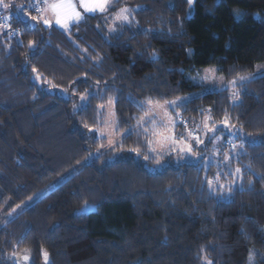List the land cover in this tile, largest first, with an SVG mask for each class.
Returning a JSON list of instances; mask_svg holds the SVG:
<instances>
[{"label": "trees", "instance_id": "obj_1", "mask_svg": "<svg viewBox=\"0 0 264 264\" xmlns=\"http://www.w3.org/2000/svg\"><path fill=\"white\" fill-rule=\"evenodd\" d=\"M109 3L70 30L44 25L32 7H0V24L10 25L0 30V264H204L205 255L248 264L253 252L264 264V74L238 85L237 99L205 90L180 106L179 127L227 117L248 134L234 161L243 190L227 200L207 183L222 130L194 143L197 161L170 152L156 166L151 137L134 129L146 113L138 102L202 89L195 70L215 65L234 78L263 62L264 0ZM124 7L132 23L110 28ZM110 99L124 132L115 150L96 131L99 104ZM85 202L93 207L82 213Z\"/></svg>", "mask_w": 264, "mask_h": 264}, {"label": "rangeland", "instance_id": "obj_2", "mask_svg": "<svg viewBox=\"0 0 264 264\" xmlns=\"http://www.w3.org/2000/svg\"><path fill=\"white\" fill-rule=\"evenodd\" d=\"M33 3H38L40 9L44 8V4L42 3V0H35V2H33ZM39 13H40V17L42 16L43 18H45V14H43L41 11H39ZM118 13H119V11L117 12V14ZM46 15L49 19H51V16H49V14H46ZM119 22H121V21L115 20L113 18V20H111L110 28L113 29V26ZM4 25H5L4 23L0 24V30H2ZM209 68L218 69L215 65H210V66H206L204 68H201L200 70H195L194 73L189 74L190 78L196 84L201 85L202 89L197 90L193 93L184 95V96H180L178 98L165 100V101H173V100L178 101L177 105L174 108H172V107L167 108L168 115L172 118V121L175 122L174 126L171 122H167V117H164L165 121L167 122L166 124H161L159 119H157L155 122V130L156 131H161V132L167 133V130L171 129L172 132H174L177 140H183V141L192 145L193 152H195L194 151V143L195 142L193 141V139L190 136H188V133L191 132L193 135H198L199 137H201L204 140V143H205V140H209L210 138L211 139L213 138L214 134H213V131L211 130L213 128V121L210 122L209 119L207 118V119L202 120V122L200 123L201 125H198V126L187 124V122L185 121L186 122L185 124L188 126L179 127V122L180 123L182 122V119L180 117V115H181L180 106L193 95H197L199 93L206 92L207 90H224L222 87H220L218 85L213 86L211 81H203V83H201V81L203 80V77L205 75L203 70L209 69ZM261 74H264V61L257 63L255 65V69L252 72L247 73V74H243V75H239V76L234 77V78H227L226 76H224L219 71H217L215 73V76L217 78H223L224 81H231L234 79H238L240 76L254 78V77H257ZM240 84L241 83H237L235 85V87L229 86L227 88V90H229V92L231 93L233 98H234L233 94H234V92H237L238 85H240ZM94 92L96 93V91H94ZM90 93H92V92L82 94V96L84 97L83 102H86V99ZM237 97L235 99H237ZM181 98H184L183 103L179 102V100ZM111 101H112V103H109V101H108L106 103L99 104V107H98L99 124L96 127V131H97V129H99V131H97L99 136H101L100 135L101 132L104 133V136L101 138H104L105 143H107V147L109 145V140L119 141L124 136V132H123V134H121L118 131L117 117H116V112H115V99H111ZM165 101H159V102H160V104H164ZM101 106H103V107H101ZM145 110H146V113L151 114L149 112V108L147 105L145 106ZM157 111H159V110H157ZM145 114L142 117H145ZM161 116H163V113H161ZM205 122H207V124H208V129H209L208 131H205V129H204ZM138 123H139V121L136 123V126L134 127L135 130H138V131L140 130L142 133H144V128H147L149 130V132L153 131V125L151 123L143 124L141 127H137ZM229 125H231V124L229 123ZM231 126L232 127L226 126V125H224L223 122L215 124V133L218 130H222V132H221L222 135L221 136L219 135V139H216V138L213 139L214 144L217 145L216 149L214 150V152H217V156L216 155L211 156L210 160L212 161L216 157L213 162H215V160H216L217 165H216L215 169L213 170V172L209 175V178H210V180H214L217 172H219L220 177H219L218 182L220 184H227L233 180H236V187L237 186L240 187V185H242V178L237 179V177L234 174H230V172L234 173L235 168H237V167L240 168V166H238V164L237 165L234 164V161L236 159H238V155H239L238 153L241 151V148H239V144L241 145L240 142L246 141L248 136L245 135L244 131L239 126H233V125H231ZM208 132H209V134H208ZM232 133H235V135H232ZM150 137L153 140V143H152V145L149 146V148L157 149V154H155L156 156H154V157H156L157 160H159V163H157L158 165L156 164V166L160 165L161 160H162L161 156L166 154V153L168 154L170 152L174 153L176 159H178V160L197 161L201 157V156H198L197 154L195 156H192L191 154L185 155V154L181 153L178 148H169L167 145H164L162 147L161 144L157 141V139L155 137H153V136H150ZM228 140L233 141L238 146L236 152H233V150H231V149H229L230 152L226 151L225 145L227 144L226 141H228ZM204 143L203 144H197L196 143V144L199 146H204ZM224 154H228L229 156L232 157V159L229 161L230 167L224 166V162L222 160V157ZM205 162H206V159L204 160V163ZM208 168L209 167H207V172H208ZM241 177H242V171H241ZM62 179L63 178H61L57 181H53L50 184H48L42 191H40L37 195L33 196L28 201L23 203L18 209L22 208L23 206L29 205L32 201H34V199L36 197H38L39 194H42L45 191H48L53 186H55L57 183L62 181ZM236 187H234L232 189V193ZM215 192L217 193V195L220 199H224V200L229 199L230 196L232 195V193H231V195H227L226 189L221 190L219 188H216ZM253 253L251 255L252 257H253ZM253 261H254V264H257L254 257H253ZM253 261H250V259H249L248 264H253Z\"/></svg>", "mask_w": 264, "mask_h": 264}, {"label": "snow or ice", "instance_id": "obj_3", "mask_svg": "<svg viewBox=\"0 0 264 264\" xmlns=\"http://www.w3.org/2000/svg\"><path fill=\"white\" fill-rule=\"evenodd\" d=\"M42 3L44 4V8L40 9L38 4H31V5H12L10 3H6L5 0H0V7H2L3 9L7 10L10 8H15L16 10V14L17 15H22L23 14V9L27 8V7H32L34 10L37 11H41L43 14H51V19L49 18H43L41 20V22L44 25H48L51 26L53 23L55 25L60 26L61 28L65 29V30H70V28L74 25H77L78 23H80L82 20L85 19V17L88 14L91 13H103L107 10L108 7H110V3L109 0H42ZM187 3L189 4V6L191 7V5L194 3V0H187ZM170 7H174L173 5H170ZM134 11L131 10L127 7L121 8L119 10V13L114 17L115 20H119L123 23H128L131 24L132 21L130 20V12ZM3 19L8 20L9 17H3ZM37 17L35 16H31L30 20L32 22L37 21ZM4 27H10V25L5 24ZM147 31H151L150 29ZM183 34V33H181ZM35 42H30V46L33 45ZM85 51H87L85 49ZM189 52H191V50H189ZM153 59H158V56L156 53H153ZM33 71H36L35 69H33ZM205 75L203 77V80L201 81V83H203V81H211L213 86H220L222 87L224 90H227V88L229 86L235 87V85L237 83H243L245 81H248L250 79H252V77H245V76H240L238 79H234L231 81H224L223 78H217L215 76V73L218 71V69L216 68H209V69H204L203 70ZM49 83H51V81H49ZM234 99L238 96V92H234ZM81 100H84V97H81ZM180 103L184 102V98H181L179 100ZM109 103H112L111 99L109 100ZM139 103V106L141 108H143L145 105L148 106L149 108V112L151 114L146 113L145 117H139L138 118V125L137 127H141L143 124H147V123H151L153 125V131L149 132V130L147 128H144V134L145 136H153L157 139V141L161 144V146L163 147L164 145H167L169 148H178L179 151L185 155L191 154L192 156H195L196 153L193 152V148L192 145L183 141V140H177L175 137L174 132H172L171 129L167 130L166 132H161V131H156L155 130V122L157 119L160 120L161 124H166L167 122H171L174 126V121H172V118L168 115L167 113V108L172 107L174 108L178 101L177 100H173V101H165L164 104H160L159 101H154L151 98L145 100L144 102ZM103 107V106H101ZM159 110V111H157ZM161 113H163V116H161ZM164 117H167V122L165 121ZM209 119H211L209 117ZM224 125L232 127L231 125H229L228 122V118L225 117L224 120ZM85 128H88V125H85ZM204 129L205 131H208V124L207 122H205L204 124ZM213 131V134H215V123L213 122V128L211 129ZM89 131L91 132L92 129H89ZM97 131H99V129H97ZM132 129L129 130L128 134H131ZM101 137L104 136V133L101 132L100 133ZM232 135H235V133H232ZM246 136L248 134H245ZM188 136H190L193 141L197 144H203L204 141L200 139V137L198 135H193L191 132L188 133ZM122 139L119 141L116 140H109V148H112L113 150H115V145L119 144L122 147ZM216 139H219V137H216ZM210 142H211V138H210ZM251 142L255 143V139L251 138ZM146 143L150 146L153 143L152 139H148L146 140ZM228 143H231L232 146V150L233 152H236L237 150V145L235 143H232L231 141H228ZM104 146L101 145V148H103ZM239 148H243V145H239ZM131 151L133 152H139V149H131ZM150 152L153 154H157V149L155 148H150ZM144 160H148V156H144L143 157ZM232 159L231 156H229L228 154H224L222 157V160L224 162V166L225 167H230L229 161ZM157 163H159V160H157ZM230 174H234L237 179H241V169L239 167L235 168L234 173ZM219 177H220V173L217 172L214 180H208V186H209V190L210 192H214L216 188H219L221 190H225L226 189V194L227 195H231L232 193V189L234 187H236V180H233L227 184H220L219 181ZM264 178V177H262ZM240 190H243V186L240 185ZM93 207V205H90L89 203L85 202L84 206L82 209H80V211L82 213H86L87 210L89 208ZM203 251V249H202ZM44 257L45 260L47 261V253H44ZM25 260L28 259L27 256L24 257ZM250 261H253V257L250 255L249 257ZM203 261L204 264H212V261L209 260L207 258V256L205 255L203 257ZM254 264V261H253Z\"/></svg>", "mask_w": 264, "mask_h": 264}, {"label": "crops", "instance_id": "obj_4", "mask_svg": "<svg viewBox=\"0 0 264 264\" xmlns=\"http://www.w3.org/2000/svg\"><path fill=\"white\" fill-rule=\"evenodd\" d=\"M110 1V0H109ZM49 16H51V14L49 13ZM45 18H48L47 15L45 16ZM54 24V23H53Z\"/></svg>", "mask_w": 264, "mask_h": 264}]
</instances>
